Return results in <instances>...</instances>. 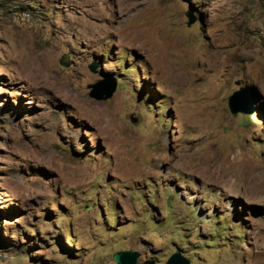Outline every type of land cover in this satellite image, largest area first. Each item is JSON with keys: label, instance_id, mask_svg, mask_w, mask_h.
I'll use <instances>...</instances> for the list:
<instances>
[{"label": "rangeland", "instance_id": "obj_1", "mask_svg": "<svg viewBox=\"0 0 264 264\" xmlns=\"http://www.w3.org/2000/svg\"><path fill=\"white\" fill-rule=\"evenodd\" d=\"M121 251L264 264V0H0V264Z\"/></svg>", "mask_w": 264, "mask_h": 264}, {"label": "water", "instance_id": "obj_2", "mask_svg": "<svg viewBox=\"0 0 264 264\" xmlns=\"http://www.w3.org/2000/svg\"><path fill=\"white\" fill-rule=\"evenodd\" d=\"M99 87H103L105 91H100ZM92 91L90 97L97 100H108L111 98L116 90V85H109L108 83H100L91 87ZM241 92H235L229 99V107L233 114L252 115L254 110L252 105L247 106L241 102ZM140 254L134 251H121L114 255V261L117 264H137ZM144 264H155L154 262H147ZM166 264H190L181 253H176L166 262Z\"/></svg>", "mask_w": 264, "mask_h": 264}, {"label": "bare ground", "instance_id": "obj_3", "mask_svg": "<svg viewBox=\"0 0 264 264\" xmlns=\"http://www.w3.org/2000/svg\"><path fill=\"white\" fill-rule=\"evenodd\" d=\"M252 173V172H251ZM251 176V175H250ZM261 177V176H260ZM255 180H256V176H255V178H254ZM257 180H258V177H257Z\"/></svg>", "mask_w": 264, "mask_h": 264}]
</instances>
